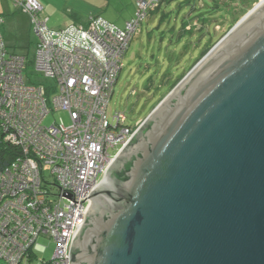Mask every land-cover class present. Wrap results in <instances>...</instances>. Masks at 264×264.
<instances>
[{
  "label": "water",
  "instance_id": "water-1",
  "mask_svg": "<svg viewBox=\"0 0 264 264\" xmlns=\"http://www.w3.org/2000/svg\"><path fill=\"white\" fill-rule=\"evenodd\" d=\"M89 197L71 264H264V0L148 114Z\"/></svg>",
  "mask_w": 264,
  "mask_h": 264
},
{
  "label": "built area",
  "instance_id": "built-area-1",
  "mask_svg": "<svg viewBox=\"0 0 264 264\" xmlns=\"http://www.w3.org/2000/svg\"><path fill=\"white\" fill-rule=\"evenodd\" d=\"M11 2L30 17L37 41L30 59L10 53L0 32V139L19 147L0 170V261L21 264L38 255L36 248L44 253L39 240L45 238L54 240L55 251L39 264H71L89 196L145 121L130 126L125 112L110 115L109 103L132 39L161 0H138L136 16L124 27L95 16L87 25L58 29L48 25L39 0ZM4 20L0 16V25ZM30 65L56 82L50 106L53 87L24 74ZM59 112L69 124L63 117L45 124Z\"/></svg>",
  "mask_w": 264,
  "mask_h": 264
},
{
  "label": "rangeland",
  "instance_id": "rangeland-1",
  "mask_svg": "<svg viewBox=\"0 0 264 264\" xmlns=\"http://www.w3.org/2000/svg\"><path fill=\"white\" fill-rule=\"evenodd\" d=\"M259 1L247 6L245 14L230 1L227 3L229 6L222 4L226 5L219 11L211 7L212 0H172L163 4L162 11L156 12L152 20L143 21L129 45L124 56V67L109 103L110 115L125 112L130 126L146 119L189 70ZM0 5L9 6L7 0H0ZM11 32V51L26 53L33 59L36 39L28 25L23 26L22 30ZM15 34H19V41L13 39ZM24 74H28L33 82L53 87L48 96L50 106L51 99L58 92L55 80L36 74L31 65L24 69ZM60 117L67 124L70 123L64 112L50 113L44 122L50 125ZM50 170L47 167L48 174ZM49 179L52 181L51 176ZM39 242L46 248L44 253L36 248L38 257L51 260L56 246L54 240L40 238ZM31 262L36 264V259Z\"/></svg>",
  "mask_w": 264,
  "mask_h": 264
},
{
  "label": "crops",
  "instance_id": "crops-1",
  "mask_svg": "<svg viewBox=\"0 0 264 264\" xmlns=\"http://www.w3.org/2000/svg\"><path fill=\"white\" fill-rule=\"evenodd\" d=\"M43 5V15L47 17L48 25L54 29L65 28L71 23L87 25L95 16L106 18L120 27H124L126 22L134 18L137 14L138 0H39ZM9 6L0 5V13L5 16V23L1 30L10 48L11 31H19L23 26L29 27L32 32L31 21L28 15L19 12L11 0H7ZM156 12H161L163 4ZM155 12V13H156ZM158 12V13H159ZM149 18L152 20L154 14ZM10 32V33H9ZM16 33V32H15ZM19 41V34H15L13 39ZM22 39V37H21ZM37 39V38H35ZM24 39H22L23 41ZM17 47V46H16ZM29 47V45H28ZM12 50V49H11Z\"/></svg>",
  "mask_w": 264,
  "mask_h": 264
},
{
  "label": "trees",
  "instance_id": "trees-1",
  "mask_svg": "<svg viewBox=\"0 0 264 264\" xmlns=\"http://www.w3.org/2000/svg\"><path fill=\"white\" fill-rule=\"evenodd\" d=\"M163 1H167V3H168V2H170L172 0H161V5H162ZM229 1L232 4L235 3L236 7L237 8L238 7L240 8V12L242 11L245 14L246 9H247V6H250L252 3L256 2L257 0H223L222 2L219 1V0H212L213 6H211V7H213V9L215 11L216 10L219 11V10H222L223 9L222 6H225ZM224 3H226V4L225 5H222ZM161 5L159 7H157V8H155V11H152L150 13L149 18L152 16L153 13H155L161 7ZM226 6H229V5L227 4ZM0 16H3L5 18V16L3 14H1V13H0ZM5 20H4V23H5ZM4 23L2 25H0V27L3 26ZM0 32L2 33V35L4 37V40H6L4 34H3L2 30H1V28H0ZM32 32H33V29H32ZM35 38H36V36H35ZM36 41H37V39H36ZM6 44H7V48L10 51V53L11 52H14V53L20 54V53H18L15 50L11 51V48L9 47V45L7 43V40H6ZM22 55H24V54H22ZM17 153H19V147H17V146L15 147V146L11 145L10 143H8L7 141H5L4 139L1 138L0 139V170L4 169L5 166H8L16 158V154ZM33 259L34 260L36 259V264H39V262H38L39 257H38V255L35 252H32L28 256V258L26 260H23L21 262V264H31L32 263L31 260H33ZM29 262H31V263H29ZM0 264H4V263H2L0 261Z\"/></svg>",
  "mask_w": 264,
  "mask_h": 264
}]
</instances>
